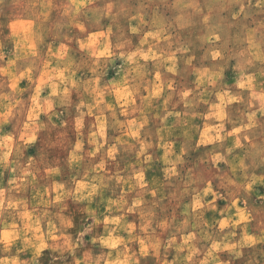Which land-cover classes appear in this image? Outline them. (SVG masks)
I'll return each instance as SVG.
<instances>
[{"label":"clouds","instance_id":"clouds-1","mask_svg":"<svg viewBox=\"0 0 264 264\" xmlns=\"http://www.w3.org/2000/svg\"><path fill=\"white\" fill-rule=\"evenodd\" d=\"M0 264H264V0H0Z\"/></svg>","mask_w":264,"mask_h":264}]
</instances>
